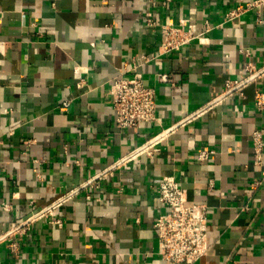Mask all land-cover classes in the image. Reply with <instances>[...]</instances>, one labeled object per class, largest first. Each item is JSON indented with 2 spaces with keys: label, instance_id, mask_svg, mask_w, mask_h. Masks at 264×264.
Wrapping results in <instances>:
<instances>
[{
  "label": "crops",
  "instance_id": "crops-1",
  "mask_svg": "<svg viewBox=\"0 0 264 264\" xmlns=\"http://www.w3.org/2000/svg\"><path fill=\"white\" fill-rule=\"evenodd\" d=\"M233 9L0 0V264H166L154 229L165 176L208 209L210 250L197 264H264V179L250 166V135L264 133V6L226 21ZM147 13L198 38L161 54ZM143 55L154 59L138 66ZM249 65L260 69L250 78ZM133 69L156 90L159 122L118 131L111 88ZM228 81L244 83L242 96L225 93ZM201 150L215 154L200 162Z\"/></svg>",
  "mask_w": 264,
  "mask_h": 264
},
{
  "label": "built area",
  "instance_id": "built-area-1",
  "mask_svg": "<svg viewBox=\"0 0 264 264\" xmlns=\"http://www.w3.org/2000/svg\"><path fill=\"white\" fill-rule=\"evenodd\" d=\"M153 2V0H148ZM234 9L225 15L226 21H232L250 12L256 11L259 15L264 6V0H231ZM169 2V0H166ZM146 23L150 27L159 29L162 40L159 46L161 54L178 52L181 48L190 45L198 38L194 26L186 27L184 23L176 26L173 23L158 24L152 13L146 14ZM248 53V51H247ZM154 59L153 55L138 57L136 64L141 66L147 60ZM252 65L247 69V77L250 78L259 72ZM126 71L120 72L112 84L113 114L115 128L118 131L133 130L137 132L143 125H151L159 122L157 118L156 90L148 87L141 74L133 69V76L126 77ZM161 81H168L166 76H161ZM244 83L228 81L225 93L238 91ZM235 89H237L235 91ZM69 103L61 105L60 111L67 112ZM255 106L258 111L264 110V93L255 92ZM166 131H163L165 134ZM159 137L147 140L138 153L154 151ZM252 144L251 167L260 172L264 179V133L256 129L250 135ZM150 152V151H149ZM215 151L201 150L197 154L200 162H206ZM108 173L100 175L106 177ZM98 177V178H100ZM212 188V183L210 184ZM254 185L253 188H255ZM159 206L166 210L158 216L154 223L157 233L159 255L166 264H197L208 255L210 244L208 240V209L206 206L188 205V197L184 188L172 176H165L158 180L156 187ZM87 199L90 197L87 196Z\"/></svg>",
  "mask_w": 264,
  "mask_h": 264
}]
</instances>
